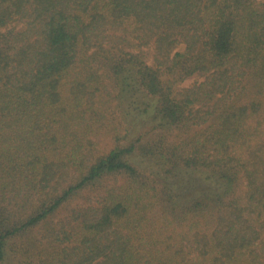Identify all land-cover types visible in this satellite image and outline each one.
<instances>
[{"label":"trees","instance_id":"obj_1","mask_svg":"<svg viewBox=\"0 0 264 264\" xmlns=\"http://www.w3.org/2000/svg\"><path fill=\"white\" fill-rule=\"evenodd\" d=\"M0 264H264V0H0Z\"/></svg>","mask_w":264,"mask_h":264},{"label":"rangeland","instance_id":"obj_2","mask_svg":"<svg viewBox=\"0 0 264 264\" xmlns=\"http://www.w3.org/2000/svg\"><path fill=\"white\" fill-rule=\"evenodd\" d=\"M193 81V78H189L186 80L185 84H189ZM95 199V194H91L88 191H84L83 193H80L78 196H76V198L73 200L72 204L73 205H79L81 206V204L83 202H88V201H94ZM62 214H60L59 216H57V218L61 217Z\"/></svg>","mask_w":264,"mask_h":264}]
</instances>
